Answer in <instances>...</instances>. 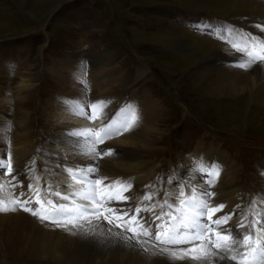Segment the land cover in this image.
<instances>
[{
	"label": "rangeland",
	"instance_id": "rangeland-1",
	"mask_svg": "<svg viewBox=\"0 0 264 264\" xmlns=\"http://www.w3.org/2000/svg\"><path fill=\"white\" fill-rule=\"evenodd\" d=\"M229 3L228 0H0V87L10 103L6 113L15 119L19 106L15 103L14 86L21 72L32 69L25 76L33 80L30 101L34 94L37 102L34 106L33 98L23 109L30 117L29 132L39 163L37 171L41 172L48 161L57 160L61 155L49 151L52 148L49 131L55 128L46 123L39 101L46 103L50 95H68L71 81L77 82L82 74L87 84L91 79L89 74L93 73L96 78L104 75L111 79L109 85L102 87L104 92H99L95 84L84 87L77 82L81 85L80 97L87 100L96 97L97 100L108 95L115 98L116 105L120 102L135 104L148 95L163 108L161 126L164 133L156 138V149H135L133 155L127 157L131 162L144 160L147 165L156 166L151 181L141 180L142 189L146 191L144 186L157 182V177H162L168 188L166 181L174 171L185 181L191 180L192 165L181 169L178 159L181 162L187 158L200 159L207 164L209 155L222 158L225 163L217 160L222 164L215 161L211 164L221 167V187L223 180L230 181L231 187L223 191L234 192L226 200L228 202L215 204L229 205L231 211L236 210L229 222L235 230L237 218L247 212L253 197L264 193L260 162L264 160V117L256 112V103H252L243 115L234 113L235 99L214 98L206 92L207 88L202 90L201 76H206V80L212 77L213 82L214 73L219 69H235L247 75L258 71L256 75L264 78V64L248 71L233 67L229 59L231 54L221 49L224 45L233 53L228 45L214 36L193 30L197 24L215 22L264 37V32L256 27L264 26V19H257L236 2ZM60 65L73 77L57 79L53 73ZM166 87L172 95L166 92ZM54 98L59 100L60 97ZM9 125L10 133L15 127L14 121ZM8 136L10 139V134ZM8 149L9 146L0 149V153L6 156ZM37 150L42 151L37 154ZM17 189L23 190L28 197L25 184ZM38 226L52 232L50 225L38 221ZM20 261L13 259L11 264H41L38 260Z\"/></svg>",
	"mask_w": 264,
	"mask_h": 264
},
{
	"label": "snow or ice",
	"instance_id": "snow-or-ice-1",
	"mask_svg": "<svg viewBox=\"0 0 264 264\" xmlns=\"http://www.w3.org/2000/svg\"><path fill=\"white\" fill-rule=\"evenodd\" d=\"M256 27L264 32V26ZM193 30L220 39L233 53H238L233 67L248 71L264 64V37L215 22L197 24ZM77 82L88 87L83 74ZM110 104L107 97L85 103L77 98L73 103L70 114L88 123L67 130L64 144L73 149V156L92 163L63 165L62 171L54 174L58 178L46 181V186L41 185L35 158L21 171L14 166L10 151L6 156L0 153V214L19 210L73 235L115 237L130 250L153 258L164 257L166 264H215L216 260L227 264H264V193L253 197L247 212L237 218L234 230L229 222L236 210L224 213V204L213 203L217 193L212 189L221 176V169L214 163L208 165L198 159L192 165L189 181L178 171L170 173L163 199H157L162 177L145 185L147 191L133 193L131 179H113L102 173L95 163L97 159L120 156L106 142L133 131L141 119L135 106L126 104L119 113L128 115L117 125ZM0 128L5 129L7 136L11 125ZM4 142L0 139V143ZM7 143L10 147V141ZM41 151L37 150V154ZM261 171L264 173V169ZM24 179L29 181L27 188L31 193L26 199L23 190L16 191L22 189ZM142 213L150 215L146 218Z\"/></svg>",
	"mask_w": 264,
	"mask_h": 264
},
{
	"label": "bare ground",
	"instance_id": "bare-ground-1",
	"mask_svg": "<svg viewBox=\"0 0 264 264\" xmlns=\"http://www.w3.org/2000/svg\"><path fill=\"white\" fill-rule=\"evenodd\" d=\"M228 1H230L229 4L231 5L236 2L237 6L241 5L245 7L248 11L252 12L253 16L257 17V19H264V0ZM177 41H179L177 43L183 44L182 41ZM182 48L187 49L184 46H182ZM221 49L230 53L232 57L229 59L233 61L235 55H233V53L229 51V49H227L224 45L221 46ZM73 68L77 69L76 67ZM100 69L104 71V69ZM21 70L23 69L21 68L20 71ZM29 70L31 72L32 69H28L25 70V72L20 73L21 75L18 77L16 82L17 84L14 86L13 93L15 96V103L19 106L18 110L16 111L18 116L16 114L15 119L14 116L11 117L8 113H6V108L10 103L6 95L3 93V87H0V125H9L10 122L12 123V121L15 123V127L13 128L12 132L9 133L8 131L7 136H4L5 129L0 128V139L5 141L4 143H0V149L7 148V142L10 140L11 146L5 151L6 153L9 151L12 153L14 157V166L19 168L21 171L24 170V167L28 161L32 160L33 158H35V160L37 159L33 150L32 139L29 132L31 129L29 123L30 117L29 114L23 109L26 104H31L34 98L33 94L31 102L30 98L32 89L34 88L33 80L25 76L26 74H29ZM203 70L208 71L207 68H203ZM67 71L68 70L66 67H62V65H60L53 74L57 77V79H70L68 76H73ZM64 72L67 73L63 74ZM105 72L106 74L107 72L109 73V71L106 70ZM256 72L258 71H253L251 74L247 75L242 74L235 69H219V71L214 73L216 76L213 77V82L211 81L212 77L210 80H206V76H201L203 78L201 81L204 84V86H202V90L207 88L206 92L210 93V95H212L214 98L225 99L229 97L231 99H235L237 104L235 103L236 108L234 113L240 112L242 115L246 110H248L252 103H256V112H259L258 115L264 117V78H261L260 75H256ZM92 74L93 73L89 74L91 79H89L88 84H95L99 86V92H104L105 88L102 87L109 85L111 79L105 78L104 75H99L100 77L96 78ZM31 76H33L32 73ZM70 85L71 91L68 95H50L49 101L46 103L39 101L38 103V105L42 107L43 113L46 115V123H48L50 127L55 128L54 131H49V134H51L50 143L52 146L49 151L61 154L59 159H52L48 161L45 166H43L42 171L39 172L42 177V186H46L45 182L48 181L49 178L52 180L57 179L58 177H56L54 174L60 173L62 171L61 166L63 165L92 163V161H87L73 156V149L71 147L65 146L64 144V134L67 130L79 128L88 123V121L70 114L73 103L77 100V98H79L81 103H85L89 100H96V97L89 100L80 97L81 85L76 81H71ZM99 96L102 97V94L99 93ZM54 97L60 98L59 100H56ZM104 97L111 99L110 112L112 114L113 120L117 121V123L123 121L127 117L128 113H119V109L126 104L120 102L119 104L115 105L114 97H109L108 95ZM42 99L44 100L45 97ZM36 102L37 100L34 98V106L36 105ZM131 103H133V100H131ZM132 105L135 106L141 117L138 126L133 131L115 137L112 140L106 142L120 153L119 158L105 157L103 159H97L95 163H98L102 173L110 178L124 180L131 179L132 182L134 178L136 181L133 183L136 185V187L134 189L133 186L132 192L135 193L137 191H145L142 189L144 184L141 183V180L148 178V180L151 181V179L154 177V170L156 166L152 164L147 165L148 163L144 160L131 162L127 160V157L134 153L135 149L146 150L155 148L157 145L156 138L164 133V131H162L164 128L161 126L164 115L163 108L160 103H158L156 100L152 101L148 95L146 97L140 98L135 102V104ZM230 109L232 110L233 107ZM254 115H256L255 112ZM8 134H10V139ZM100 147H104V145H100ZM136 154L140 156L141 152H136ZM206 159L209 161L207 163L208 165H210L213 161H215L216 164L221 165L222 163L217 162V160H221L225 163L224 159L211 158L210 155L207 156ZM178 160L179 167L181 169L188 165L191 166L197 162V159L194 160L192 158H187L186 161L184 160V162H181L180 159ZM260 162L264 169V160H261ZM36 163L38 165L37 168H39V163L37 161ZM45 169L49 170L48 173H45ZM50 170H52L51 173H53V176L50 175ZM165 173H168V171ZM5 179H7V177H5ZM28 183V180H23L25 187L28 186ZM160 184L162 191L157 199H163L164 197L163 189H165L166 183L161 182ZM221 185L222 187L220 186V180L218 179L214 187L216 190L214 188L212 189L217 193V195L213 197V203L219 201L224 203L228 202L226 200H228L230 194L234 192V190L232 193H229L227 190L223 191L225 188L231 187L229 179L223 180ZM188 190H190V188ZM16 191L17 193L20 192L18 189ZM28 194V196L31 195L29 192ZM24 198L26 199L28 197ZM130 203L138 202L132 201ZM227 206L224 208V213L231 212V208ZM19 212V210L14 212L17 213L16 215H7V213L6 215H0V264H11V260L13 259L22 260L20 262L26 263L36 262L33 260H38V263L41 264H166L164 257L157 256L153 258L146 256L139 251L130 250L122 243H118L117 238L115 237L106 239L105 237L99 235H73L51 225L50 227L52 232H47L38 226L39 220L28 213L21 211L19 214ZM217 214L222 215L223 213ZM149 215L145 217L147 218ZM41 224L46 225L43 223ZM105 227L108 226L105 224ZM215 264H227V262L216 260Z\"/></svg>",
	"mask_w": 264,
	"mask_h": 264
}]
</instances>
